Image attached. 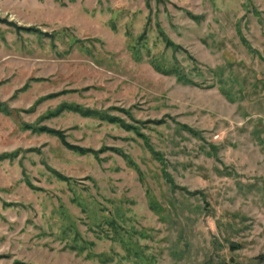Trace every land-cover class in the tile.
<instances>
[{
    "label": "rangeland",
    "instance_id": "1",
    "mask_svg": "<svg viewBox=\"0 0 264 264\" xmlns=\"http://www.w3.org/2000/svg\"><path fill=\"white\" fill-rule=\"evenodd\" d=\"M0 104V264H264V0H0Z\"/></svg>",
    "mask_w": 264,
    "mask_h": 264
},
{
    "label": "trees",
    "instance_id": "2",
    "mask_svg": "<svg viewBox=\"0 0 264 264\" xmlns=\"http://www.w3.org/2000/svg\"><path fill=\"white\" fill-rule=\"evenodd\" d=\"M26 30L31 31L33 29H26ZM165 41H166V44L169 47H171L174 51L180 48L179 46L174 45L168 39H165ZM150 62H151V65L153 66L154 70L156 72L160 73V74H163V75H166V76H175L176 80L179 83H182V84H195V83H192V81L190 79H187V77H185L183 75H180L179 71L176 68L164 67V66L158 64L157 61H155V60H151ZM64 109L65 110H70V111H73V112H77V113H79L80 115H82L84 117L92 116V117L101 118V119H103V120H105L107 122H110L112 124L120 125L121 127H123L124 129H126L128 131L129 130H134V131L137 130L136 128L132 127L131 125H126L124 123V121L120 120L119 118L112 117V116H109V117L102 116V112L101 111H97V110H94V109H88V108L84 109L81 106L69 105V104H66V103H63L62 105H60L56 111L59 112V111H62ZM0 111H4L6 113L9 112L8 109L5 107V105H1V104H0ZM52 115H54V113H52ZM162 123H164V121H162ZM28 127L33 129V130H37L40 133H46V134L52 135L57 140H59L61 142V144L65 148H67L68 150H70V151H72V152H74V153H76L78 155L92 154V155H94L96 157L98 155V153L100 152V151L99 152L98 151H94L93 149L83 148V147H80V146H77V145H72V144L68 143L66 141V135L61 130L51 129V128L44 127V126L35 128V124L31 125V126L29 125ZM122 156L125 157V155H123V154H122ZM128 163H129V161H128ZM14 263L15 264H23V263H18V262H14Z\"/></svg>",
    "mask_w": 264,
    "mask_h": 264
}]
</instances>
